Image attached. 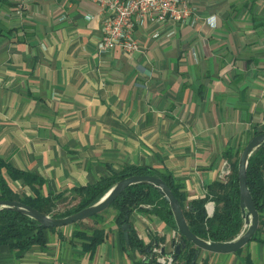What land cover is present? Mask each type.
Here are the masks:
<instances>
[{
    "label": "crops",
    "instance_id": "0c3cea01",
    "mask_svg": "<svg viewBox=\"0 0 264 264\" xmlns=\"http://www.w3.org/2000/svg\"><path fill=\"white\" fill-rule=\"evenodd\" d=\"M183 1L190 22L147 19L135 30L140 50L101 54L104 14L91 0H33L21 13L0 0V157L42 180L32 189L5 173L15 193L61 200L135 166L171 177L186 204L208 198L215 210L209 188L228 182L264 132V0ZM259 214L244 248L201 251L196 264H264ZM118 215L113 207L46 230V245L24 252L3 245L0 264H158L127 246ZM130 225L165 256L181 238L152 207ZM95 231L104 238L95 246L77 235Z\"/></svg>",
    "mask_w": 264,
    "mask_h": 264
},
{
    "label": "trees",
    "instance_id": "16d2710c",
    "mask_svg": "<svg viewBox=\"0 0 264 264\" xmlns=\"http://www.w3.org/2000/svg\"><path fill=\"white\" fill-rule=\"evenodd\" d=\"M5 173L14 181L24 180L25 184L32 189H35V184L42 185V180L33 175L15 170L0 157V200L22 202L45 215L56 218L70 216L96 204L121 180L133 176L155 175L162 178L172 189V192L182 206L190 230L196 236L212 242L225 243L234 240L243 228L238 164L233 169L226 184L217 183L209 188L213 193L219 192L214 200L216 207L211 217L208 216L206 209V205L209 202L208 198L186 204L185 196L180 192L181 187L175 184L171 177L149 168L127 166L111 178L104 179L96 185L79 189L77 194L81 198V201L77 204L78 207L64 214H57L55 212L56 202L60 200V196L42 197L36 191L35 197L27 195L21 197L11 189L6 180ZM247 183L256 208L258 212H261L264 207V147L260 148L250 159L247 171ZM145 205H152L154 212L167 219L177 229L168 203L156 190L146 185L130 186L114 201L112 206L116 207L119 211L117 217L118 225L122 228L123 225L130 224L132 214L137 210L143 209ZM53 229L55 228L45 229L35 220L19 212L12 210L0 211V247L11 245L21 252L27 251L34 246L43 247L46 245L45 231ZM77 235L84 241H89L91 246L98 245L104 239L102 231H95L91 238H88L84 233H78ZM255 238L256 235L253 239ZM127 246L133 250L145 253L150 258L153 256L146 253L147 247H144L143 243L134 234L132 227L129 231ZM196 251L197 249L188 243L186 249L182 250L178 256L177 262L180 264H193ZM152 261L156 263L153 258Z\"/></svg>",
    "mask_w": 264,
    "mask_h": 264
},
{
    "label": "water",
    "instance_id": "95a60500",
    "mask_svg": "<svg viewBox=\"0 0 264 264\" xmlns=\"http://www.w3.org/2000/svg\"><path fill=\"white\" fill-rule=\"evenodd\" d=\"M264 147V132L254 137L249 144L243 150L239 162H238V176H239V190H240V207L243 218V228L240 234L232 241L225 243L212 242L196 236L190 230L188 222L185 218L184 211L179 200L176 198L172 189L164 182V180L158 176H133L117 182L96 204L85 208L75 214L64 218H56L53 216L45 215L38 210L18 201L0 200V211L12 210L19 212L23 215L30 217L40 224L45 229L60 228L65 226H71L79 222L92 219L93 217L100 215L108 208L112 206L114 201L120 197L123 192L133 185H146L156 190L162 198L168 203L174 221L176 223L177 232L181 237L179 240L172 242L173 248V261L177 262L178 256L181 251L186 249L187 244L190 243L197 251L193 259V264L198 260L201 251H206L215 254H232L236 253L247 244H249L256 235L259 223L260 214L254 203L252 194L247 183V171L251 157L256 152ZM123 237L125 242H129V231L131 229L130 224L122 226ZM160 244L153 243L146 248L147 254H152L154 259V248L159 249ZM161 247V246H160ZM160 254L165 255V248H160Z\"/></svg>",
    "mask_w": 264,
    "mask_h": 264
},
{
    "label": "built area",
    "instance_id": "2783aa9c",
    "mask_svg": "<svg viewBox=\"0 0 264 264\" xmlns=\"http://www.w3.org/2000/svg\"><path fill=\"white\" fill-rule=\"evenodd\" d=\"M33 0H16V6L21 13L29 7ZM99 6L104 14L102 22V37L99 42L101 54L119 49L126 53L140 50V44L135 37V30L147 19L157 22L172 21L176 23L190 22L192 9L183 0H91ZM194 21H192V24ZM155 35L154 38H158ZM229 173V172H228ZM208 216H213V206L207 207ZM154 260L158 264H175L173 254L162 256L160 249L154 250Z\"/></svg>",
    "mask_w": 264,
    "mask_h": 264
},
{
    "label": "rangeland",
    "instance_id": "374dc122",
    "mask_svg": "<svg viewBox=\"0 0 264 264\" xmlns=\"http://www.w3.org/2000/svg\"><path fill=\"white\" fill-rule=\"evenodd\" d=\"M18 194H19V196H25V193H23L21 191ZM80 201H81V198L78 195H74V196H71V197H68V198H63V199H61V200L56 202L57 206H56L55 212L57 214H64L67 211H72V210H74L75 208L78 207L77 204ZM145 206L153 208L152 205H145ZM114 208H116V207H114ZM108 209L112 210L113 207H110ZM106 211H104V212H106ZM79 224H83V223H79Z\"/></svg>",
    "mask_w": 264,
    "mask_h": 264
}]
</instances>
